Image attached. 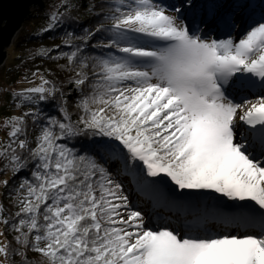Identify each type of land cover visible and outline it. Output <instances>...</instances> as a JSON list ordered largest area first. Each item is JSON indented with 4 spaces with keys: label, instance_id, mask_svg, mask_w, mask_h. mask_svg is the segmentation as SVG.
Instances as JSON below:
<instances>
[{
    "label": "snow or ice",
    "instance_id": "1",
    "mask_svg": "<svg viewBox=\"0 0 264 264\" xmlns=\"http://www.w3.org/2000/svg\"><path fill=\"white\" fill-rule=\"evenodd\" d=\"M106 7L75 97L39 71L16 93L0 264H264V0Z\"/></svg>",
    "mask_w": 264,
    "mask_h": 264
},
{
    "label": "trees",
    "instance_id": "2",
    "mask_svg": "<svg viewBox=\"0 0 264 264\" xmlns=\"http://www.w3.org/2000/svg\"><path fill=\"white\" fill-rule=\"evenodd\" d=\"M107 3L108 0H47L45 8L35 9L8 50H12V58L9 53L3 69L8 65L9 59H12L5 69V77L8 78L9 84L15 82L18 84L21 78L33 76L34 72L39 71L41 75L63 87L70 97H75L77 94L67 83L72 72L65 54H70L77 47L90 55H97L101 51L99 48L93 49V46L106 42L107 34L97 33L96 36L89 38L87 43H84L82 38L102 23H107L103 19V14L107 11ZM53 16L56 17L55 20ZM8 70L12 72L10 75ZM20 90L22 89L19 87L16 92L8 91L6 102L0 107L2 110L0 116L4 117L8 112L13 116L15 110L20 111L18 115L20 116L28 110L26 101L16 98V93ZM85 91L87 92V89ZM69 103H72L71 99ZM29 129L34 134L31 120H29ZM4 142L5 137L2 144ZM11 175L9 173L7 179L10 180ZM5 191L2 187L1 202L8 205L9 199L5 196ZM3 232L6 244L11 243L13 247H18L14 240L16 233L4 225ZM9 264H20V257L10 259ZM32 264H37L35 258Z\"/></svg>",
    "mask_w": 264,
    "mask_h": 264
},
{
    "label": "water",
    "instance_id": "3",
    "mask_svg": "<svg viewBox=\"0 0 264 264\" xmlns=\"http://www.w3.org/2000/svg\"><path fill=\"white\" fill-rule=\"evenodd\" d=\"M45 6L46 0H0V67L5 64L8 48L33 10Z\"/></svg>",
    "mask_w": 264,
    "mask_h": 264
},
{
    "label": "rangeland",
    "instance_id": "4",
    "mask_svg": "<svg viewBox=\"0 0 264 264\" xmlns=\"http://www.w3.org/2000/svg\"><path fill=\"white\" fill-rule=\"evenodd\" d=\"M166 2L169 3V4H171V3H178L179 0H166ZM18 35H19V33L17 34V36ZM14 41H15V39H14ZM14 41H13V43H14ZM9 48H8V50H9ZM9 53H10V56L12 58V54H13L12 50L8 51V56H9ZM11 62H12V59H9L8 65ZM7 66H5L4 69H3V66L0 67V107H3L4 106V104L6 102L5 101L6 94L8 93V91L16 92L17 89H19V87L21 89L31 87L32 85L29 83V81L35 80V77H33V76L24 77V79L21 78L20 79V81H21L20 83L17 84V82H15L14 85H15L16 89L13 91L11 89V85L9 84L8 78L5 77V69L7 68ZM10 73H12V72H9V70H8V75H10ZM0 111H2V110H0ZM2 113L5 114L6 112H2ZM4 114H2V115H4ZM19 114H20V111L19 110H15L12 115L13 116H18ZM10 116L11 115H9V112L4 117L3 116H0V145L2 144L3 139L5 137L4 133L7 131V129L5 128V123L7 122V119ZM8 176H9V173H8L7 176L2 177V179H7ZM1 195H2V187H0V202H1ZM0 233H3L4 234V232H3V225L2 224H0ZM2 242L6 244L5 235L3 236V241Z\"/></svg>",
    "mask_w": 264,
    "mask_h": 264
},
{
    "label": "built area",
    "instance_id": "5",
    "mask_svg": "<svg viewBox=\"0 0 264 264\" xmlns=\"http://www.w3.org/2000/svg\"><path fill=\"white\" fill-rule=\"evenodd\" d=\"M15 84V83H14ZM11 84V89L14 91L16 89L15 85Z\"/></svg>",
    "mask_w": 264,
    "mask_h": 264
}]
</instances>
